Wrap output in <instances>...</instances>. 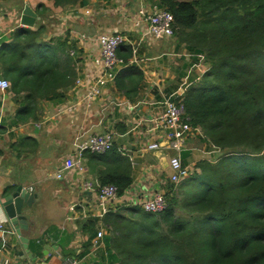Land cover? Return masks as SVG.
<instances>
[{"label": "crops", "instance_id": "1", "mask_svg": "<svg viewBox=\"0 0 264 264\" xmlns=\"http://www.w3.org/2000/svg\"><path fill=\"white\" fill-rule=\"evenodd\" d=\"M26 5L36 12L32 27L21 23ZM157 8H165L160 0H84L65 7L55 6L53 0H0V78L11 82L9 89L0 90V193L16 182L36 186L42 202L35 227L28 231V247L0 214V253L8 252L16 264H63L64 256L79 258L80 264H119L106 243L112 232L105 215L141 206L142 199L156 192L166 194L170 182V166L164 167L159 152L147 145L165 143L160 149L168 160L179 153L192 173L200 159H212L204 157L202 151L211 147H203L201 138H188L177 152L167 143L165 130L147 121L164 113L171 94L200 81L205 73L194 71L195 63L186 68L185 57L199 60V55L195 58L177 34L173 39L149 32L145 17ZM21 27L40 30V56L56 65L49 68L50 80L21 81L18 93L12 88L13 55L8 53L16 40H24L26 34L16 35ZM102 32L126 36L118 52L126 54L128 63L90 101L86 94L104 71L98 41ZM31 89L40 92L27 98ZM74 104L76 110L67 113L65 108ZM88 128L112 133V149L86 151L83 170L71 169L58 178L56 172L66 158L76 157V134ZM114 173L128 174L131 182L122 190L115 184L117 196L102 206L98 187L109 184L105 177ZM86 182L91 189L84 188ZM101 229L105 234L97 244Z\"/></svg>", "mask_w": 264, "mask_h": 264}, {"label": "trees", "instance_id": "2", "mask_svg": "<svg viewBox=\"0 0 264 264\" xmlns=\"http://www.w3.org/2000/svg\"><path fill=\"white\" fill-rule=\"evenodd\" d=\"M83 1L53 0L61 7ZM160 4L174 17V35L208 64L202 79L186 88L184 101L191 124L201 128L200 144L220 154L200 159L188 179L168 181L163 212L132 206L107 213L109 253L119 264H264V0ZM21 33L24 40L8 53L18 93L21 81L50 80L49 68L56 65L40 56V30L21 27L16 35ZM39 92L31 89L26 97ZM113 154L119 158L115 149ZM130 182L119 173L104 180L121 190Z\"/></svg>", "mask_w": 264, "mask_h": 264}, {"label": "built area", "instance_id": "3", "mask_svg": "<svg viewBox=\"0 0 264 264\" xmlns=\"http://www.w3.org/2000/svg\"><path fill=\"white\" fill-rule=\"evenodd\" d=\"M89 12V10H87ZM145 20L148 23L149 32L156 37H171L174 35V17L172 13L167 9H155L152 13L147 14ZM127 38L122 33H105L102 32L98 35V41L101 47V57L104 66V71L100 75L95 83L91 86L86 94V98L90 101L97 99L102 93V87L110 81H113L118 71L128 63L122 56L119 55L118 50L126 42ZM200 62L205 61V57L200 55ZM208 70V66L204 67V71ZM11 82L6 78H0V90L5 91L9 89ZM184 90L180 93L171 94L165 100V111L163 114L147 119L150 123H153L155 128H161L165 130L168 142L170 146L177 152H180L185 144L186 140L190 137L201 134V128L194 126L190 122V118L187 116L186 103L183 95ZM77 105H69L65 108L67 113H72L76 110ZM105 108L102 109V115ZM73 145L76 148V157H69L58 168L56 176L63 178L65 173L71 169L83 170V158L86 151L105 153L112 149L114 145V137L110 132H96L92 128L79 131L73 141ZM161 148L159 142H152L147 145L149 150H158ZM220 152L215 146H212L210 151H206L207 154L213 152ZM169 166L172 170L169 180L172 183L178 184L189 178L192 171L183 165L181 155H171L169 157ZM85 189H91L90 182L84 184ZM118 187L115 184H103L99 185L98 192L101 201V205L105 206L107 202L114 199L118 194ZM142 208L145 211L153 213H161L168 207V200L166 195L162 192H156L153 196L146 199H142L140 202ZM3 224H0V229ZM104 230H98L95 238V242L104 237ZM81 259L72 257H63V264H80ZM0 264H16L12 259V256L8 252L0 253Z\"/></svg>", "mask_w": 264, "mask_h": 264}, {"label": "water", "instance_id": "4", "mask_svg": "<svg viewBox=\"0 0 264 264\" xmlns=\"http://www.w3.org/2000/svg\"><path fill=\"white\" fill-rule=\"evenodd\" d=\"M35 20L36 12L29 5H26L21 16V23L24 26L32 27ZM163 146H165V143H161V147ZM156 151L159 152L162 165L167 167L169 160L163 149ZM41 206V197L36 190V186L27 187L16 182L13 183L12 187L5 188L0 193V214L6 218L7 224L25 247H28L30 240V233L28 231L32 232V227H35L38 211ZM50 248L49 244L46 245L47 252Z\"/></svg>", "mask_w": 264, "mask_h": 264}, {"label": "rangeland", "instance_id": "5", "mask_svg": "<svg viewBox=\"0 0 264 264\" xmlns=\"http://www.w3.org/2000/svg\"><path fill=\"white\" fill-rule=\"evenodd\" d=\"M172 37H173V39H175V36H174V35L171 36V38H172ZM173 39H172V40H173ZM185 52L187 53L186 50H185ZM185 61H186V65L189 66V67H186L187 69H189L190 66H191L193 63H195V64L193 65V69H194V71H198V72H201V73L204 71V67H205L206 65H208L206 61L200 62L199 60H193L192 57H185ZM194 75H197V72H194L192 76H194ZM186 111H187V108H186ZM210 149H212V147H211ZM210 149H209V150H210ZM206 151H208V150H206ZM202 153H203V155H205L204 157H210V158H212V159H214V158H218V155H219V152H218V151L211 153V155L205 153L204 151H202ZM168 154H173V151H171V152L168 153ZM214 160H215V159H214ZM191 175H192V174H191ZM191 175H190V176H191ZM182 181H183V180H182Z\"/></svg>", "mask_w": 264, "mask_h": 264}, {"label": "clouds", "instance_id": "6", "mask_svg": "<svg viewBox=\"0 0 264 264\" xmlns=\"http://www.w3.org/2000/svg\"><path fill=\"white\" fill-rule=\"evenodd\" d=\"M219 154H220V152H219ZM194 173V172H193ZM188 179V178H187ZM186 180V179H185Z\"/></svg>", "mask_w": 264, "mask_h": 264}]
</instances>
